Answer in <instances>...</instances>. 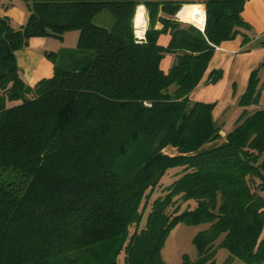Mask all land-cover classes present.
I'll list each match as a JSON object with an SVG mask.
<instances>
[{
    "label": "trees",
    "instance_id": "trees-1",
    "mask_svg": "<svg viewBox=\"0 0 264 264\" xmlns=\"http://www.w3.org/2000/svg\"><path fill=\"white\" fill-rule=\"evenodd\" d=\"M24 1V24L0 17V264H118L122 252L125 264H167L162 249L179 223L208 225L192 239L197 257L180 264H216L219 249L229 252L222 264H264V105L247 109L261 99L259 67L217 146L206 147L221 136L216 103L189 97L221 43L250 40L246 0ZM185 4L203 6V30L178 20ZM107 10L112 25L95 24ZM69 31L79 32L76 48L46 52L53 75L26 83L16 52ZM221 76L214 69L206 82Z\"/></svg>",
    "mask_w": 264,
    "mask_h": 264
},
{
    "label": "crops",
    "instance_id": "crops-1",
    "mask_svg": "<svg viewBox=\"0 0 264 264\" xmlns=\"http://www.w3.org/2000/svg\"><path fill=\"white\" fill-rule=\"evenodd\" d=\"M28 16L29 10L22 0H0V17H8L11 27L17 28L24 24ZM242 17L251 25V29L247 31L250 40L243 43V35H239L233 40L221 43L216 48L201 83L189 95L192 101L216 103L213 114L221 136L206 147L221 144L226 134L235 126L243 111L239 100L247 88L252 71L258 67L262 86L261 99L258 104L247 109L252 112L264 105V66H261L264 61V0H246ZM157 27H161V24ZM78 36V31H69L64 34L62 40L53 37H32L27 47L16 52L18 66L26 83L34 86L40 79L52 76L54 64L46 52L75 49ZM68 39L72 44L67 42ZM169 40V34H162L159 38L163 45ZM174 58L173 54L162 58L161 67L165 72L174 64ZM214 69L221 70L222 76L214 83H207L206 79ZM164 150L170 155L177 154V149L172 146Z\"/></svg>",
    "mask_w": 264,
    "mask_h": 264
},
{
    "label": "rangeland",
    "instance_id": "rangeland-1",
    "mask_svg": "<svg viewBox=\"0 0 264 264\" xmlns=\"http://www.w3.org/2000/svg\"><path fill=\"white\" fill-rule=\"evenodd\" d=\"M24 2V5L26 4V2L24 0H22ZM203 7V6H202ZM178 16V15H177ZM179 17V16H178ZM146 19L148 20V16H147V11H146ZM180 21L185 22L184 20H182L181 18H179ZM114 21L113 16L107 11H102L101 13H99L95 19H94V23L97 25H102L105 27H110L112 25ZM186 23H191L186 21ZM193 24V23H192ZM148 27V21H147V26ZM67 42L69 44L71 43V40L68 39ZM67 44V45H69ZM64 59V58H63ZM60 65L62 64L63 61H65L66 59L62 60L60 57L58 58ZM264 90V89H263ZM175 171L174 170H170L166 175H163L164 177L161 179V184L163 185H167L169 184L171 181H173L175 179V177H173V173ZM155 188V191L153 192L150 201H152L154 198H156L158 195H160L162 193V190L160 189L161 186ZM178 204V203H177ZM195 206V203L193 201L190 202H185L182 203L179 207V211H183L186 208H192ZM149 208L147 207L146 209V213L148 212ZM145 222V216L141 222V225L144 224ZM208 225L206 224H200L197 226H193V225H187L185 223H179L178 225L174 226V228L172 229V231L170 232V235L168 236L165 246L162 249V256L165 260V262L167 264H180L181 260H182V255L184 253H187L192 259H195L197 257V250L192 242V239L194 237V235L201 229L206 228ZM134 226H132L130 229V233L134 230L133 229ZM229 256V252L226 251V249H219L216 253V264H222L224 263ZM124 252H122L121 254H119L118 257V264H125L124 262ZM231 264H242L241 261L237 258H234L231 260Z\"/></svg>",
    "mask_w": 264,
    "mask_h": 264
},
{
    "label": "bare ground",
    "instance_id": "bare-ground-1",
    "mask_svg": "<svg viewBox=\"0 0 264 264\" xmlns=\"http://www.w3.org/2000/svg\"><path fill=\"white\" fill-rule=\"evenodd\" d=\"M179 18L193 23L198 28H203L205 25L206 14L201 4H185L178 12ZM134 28L136 36L143 37L145 34L147 19L146 8L144 5H139L136 8L134 16Z\"/></svg>",
    "mask_w": 264,
    "mask_h": 264
},
{
    "label": "built area",
    "instance_id": "built-area-1",
    "mask_svg": "<svg viewBox=\"0 0 264 264\" xmlns=\"http://www.w3.org/2000/svg\"><path fill=\"white\" fill-rule=\"evenodd\" d=\"M178 18V20H179V17H177ZM199 29V28H198ZM201 30H203L204 29V27L203 28H200ZM138 37V36H137ZM140 40L141 39H144V36L143 37H138Z\"/></svg>",
    "mask_w": 264,
    "mask_h": 264
},
{
    "label": "water",
    "instance_id": "water-1",
    "mask_svg": "<svg viewBox=\"0 0 264 264\" xmlns=\"http://www.w3.org/2000/svg\"><path fill=\"white\" fill-rule=\"evenodd\" d=\"M177 15H178V13L176 14V17H178ZM204 26H205V25H204Z\"/></svg>",
    "mask_w": 264,
    "mask_h": 264
}]
</instances>
